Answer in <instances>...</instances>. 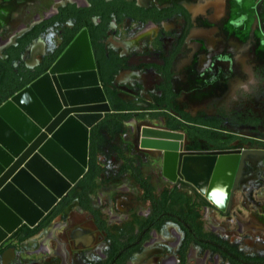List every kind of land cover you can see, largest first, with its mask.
Listing matches in <instances>:
<instances>
[{"label": "flooded vegetation", "instance_id": "af4514ba", "mask_svg": "<svg viewBox=\"0 0 264 264\" xmlns=\"http://www.w3.org/2000/svg\"><path fill=\"white\" fill-rule=\"evenodd\" d=\"M243 2L244 0H69L52 6L48 15L28 27L9 44L0 39V59H5L6 51L16 46L17 40L34 27L55 19L61 10L68 12L70 8L75 9L84 18L67 16L63 21L53 22L26 46L20 62L14 63V66L22 63L24 69L33 74L38 73L35 77L37 79L71 45L76 36L85 30L97 80L110 105L111 113L114 108L109 98L114 105H127L131 109L127 112L133 115L122 122L123 127L113 137L106 136L103 147L96 155L99 173L92 179H89L88 144L85 173L35 227L22 225L2 244L0 257L3 261L6 255L14 252L17 254L18 264H131L134 257L140 255L141 249L152 245L155 239L154 241L167 243L171 247L178 245L175 257L176 264H180L183 241L189 236L191 242L187 248L186 262L190 248L204 250L217 256L225 264H232V260L245 262L228 250L232 248L252 259L246 264H264L260 260L264 259V255L245 253L236 242L208 231L200 215L202 209H209L213 213L220 212L219 214L227 216L235 204L230 197L231 193L248 185L257 190L255 196L260 198L258 202H262L264 198L263 117L257 115L252 107L229 110L221 108L224 94L229 88L234 94L231 95L233 100L227 101V106H230V102L239 103L249 94V88H257L259 80L264 81V21L250 20L249 9L244 7ZM237 5L239 14L222 21L227 15L228 6ZM257 7L262 9L261 2L256 5V9ZM85 10L92 15H85ZM94 10L98 13L95 14ZM104 11H107V16L100 14ZM79 23L83 27L71 37ZM56 26L60 27L57 31V45L44 53L40 60L33 61L32 64L26 63L30 55L35 57L40 52L37 48L32 50L35 42ZM125 31L129 35L122 37L121 33ZM221 31L225 32H222L223 37L226 35L224 52L216 51V42L221 40L216 34ZM143 39L145 51L140 47ZM46 59L52 62L49 67L44 64ZM247 68L252 71V81L248 80ZM139 72L157 76L151 82L152 88L140 81ZM185 74L203 79L205 85L202 93L192 95L186 88L179 85L176 87L175 78ZM261 85L264 84L260 83ZM261 111L264 116V106ZM158 122L160 125H156ZM128 123L132 127L129 132H125ZM143 129L166 130L182 135L183 140L177 143L182 146L184 153L241 150L238 159L240 161L243 158L242 163L232 173L226 169L224 175V182L226 178L227 182L229 177L232 179L228 196L220 203L213 204L212 200L205 199L195 190L191 189L190 195L179 189H190L187 182H194H190L185 175L183 178L179 177L178 169L171 162L168 170L164 171V152L139 147ZM120 133L126 143L132 144L131 155L117 149L121 164L115 176L123 178L120 182L113 183L102 176L98 156L107 139L115 138ZM200 143L205 145L204 149L199 147ZM158 157L162 159L161 175L158 180H152L147 173L149 161ZM179 173L182 174V170ZM211 173L207 178L205 174L203 176V179L206 178L205 182L202 180L205 191L210 188ZM168 175L174 176V179L167 177ZM103 179L106 184L100 185ZM203 182L198 181L201 185ZM167 183H172L173 186L167 189ZM136 186L138 191H135ZM146 186L153 189L156 197L172 190L186 194L191 199V210L181 203L158 209L157 204L142 199V187ZM136 192H141V200L147 204V208L140 210L141 213L133 201L117 195L122 193L134 197ZM244 208L241 210H248L245 205ZM255 208L262 213L261 206ZM170 225L175 230L171 232L172 239L167 240L161 234ZM248 228L251 227L240 224V231ZM216 250L219 252L216 253ZM153 253H161V250L156 249ZM170 258L175 264V258ZM164 262L165 260L161 264H165Z\"/></svg>", "mask_w": 264, "mask_h": 264}, {"label": "water", "instance_id": "95a60500", "mask_svg": "<svg viewBox=\"0 0 264 264\" xmlns=\"http://www.w3.org/2000/svg\"><path fill=\"white\" fill-rule=\"evenodd\" d=\"M81 35L85 38L90 57V63L85 67V70H91L96 75L87 32L83 30L44 74L0 105V115L1 110L6 105H14L21 111L22 119L29 126H35L30 137L24 136L21 151L11 152V149L0 145V209L6 210L16 218L15 223L10 228H4L0 221V247L22 225L29 228L35 227L58 200L65 196L67 190L82 177L87 166L89 132L105 114L112 112L102 88V98L96 102L73 103L67 95L68 85L64 80L67 72L62 69V63L76 47V44H79ZM24 94H28L31 98L42 119L38 120L23 107L20 98ZM70 119L83 128L82 153L80 155L77 151L73 152L68 149L63 142L56 138V133L64 129L67 120ZM141 136L143 137L141 147L164 152V171L168 170L171 162L173 167L176 166L178 169L179 177L183 178V175H187L186 158L208 162L209 165L205 166L206 170L204 171L206 178L214 170L210 187L217 182L220 174H223L222 177L226 175V169L232 173L243 160V158L240 161L238 159L241 154L239 149L184 153L182 146L177 143V141L183 140L182 135L172 131L143 129ZM49 145H53L55 149L60 151L67 161L78 165L81 169L80 172L73 178H69L63 166L54 162L50 155L45 152ZM33 159H36V165L41 166V173L31 165ZM202 167L204 168V165ZM180 170H182V174L179 173ZM47 173L54 174L56 178H69L70 183L66 184V189L64 187L61 191H57L44 178ZM167 177L174 179L172 175ZM231 180L229 177L225 197L228 196ZM194 185L200 189L201 193L205 192V188L197 184ZM6 189H10L18 199L24 200L27 206L34 211L35 215L31 220L25 218L3 197ZM209 190L207 197L212 200ZM213 204L216 203L213 201Z\"/></svg>", "mask_w": 264, "mask_h": 264}, {"label": "rangeland", "instance_id": "374dc122", "mask_svg": "<svg viewBox=\"0 0 264 264\" xmlns=\"http://www.w3.org/2000/svg\"><path fill=\"white\" fill-rule=\"evenodd\" d=\"M66 1L69 0H0V39L6 44H9L15 39L16 36L23 33L24 30H26L28 27L36 23L44 16L48 15L52 6H58L59 4ZM260 2L262 4V9H260V7H257L258 9H256V5ZM243 5L244 7H247V9H249L250 20L264 21V0H244ZM227 9V15L222 19V21L234 18L240 12L239 5H237L236 7L228 6ZM59 29L60 27L58 26L54 27L53 29H49L44 35H42V37L38 41L35 42L36 44L33 45L32 50H35L37 48L40 52L35 57H32L30 55V57L27 58L26 63L32 64L33 61L40 60L41 56L44 53H48L55 47V45H57V31ZM222 32L224 31L216 34L217 38H221V40H218L216 42V51L218 52H224L226 35H224L225 37H223ZM128 35L129 34L127 33V31L123 32V34L121 33L122 37H126ZM140 43H143L140 47L142 48V51H145L144 39L143 42ZM29 52L31 54L32 51L30 50ZM262 61L264 62V60ZM249 68H247V71L249 70ZM247 73L248 80L252 81V71L250 72L249 70ZM138 75L140 81L142 83H145V85L149 88H152L151 82L157 79V76L154 74H140L139 72ZM262 75H264L263 72ZM260 83L264 84V81H262V79L259 80V85L257 86V88L260 86ZM175 85L177 88L178 85L181 88H186L185 90H187V92L189 91L188 93L194 95V93H202L205 82L200 77L193 75L189 76L185 74L175 78ZM257 88H249V94H246L247 96L243 98L239 103L236 104L235 102L234 104L230 102L228 103V105L230 106H227V101L229 102L233 100V96L231 95L234 94L232 90H230L231 88H229L224 94V104H221V108L229 110L241 109L245 106L252 107L253 109H255L257 115L263 117L262 119L264 122V116L262 115L261 111V107L264 106V85L260 86L261 90ZM257 95L261 96L258 97ZM156 125H160L159 122L156 123ZM131 127V123H128L126 125L125 132H129L131 130ZM141 138L143 137L141 136ZM131 147L132 144L126 143L121 133L118 134L115 138L107 139L105 147L103 148L101 154L98 156L99 163L102 167V176L104 177V179L111 180L113 183H118L122 180L123 177L115 176L118 171V167L121 164L116 151L117 149H121L124 150L126 155H131ZM139 147L142 148L141 146ZM199 147L204 149L205 145L203 143H200ZM161 160V157H158L153 158L149 161V169L147 173H149V176L152 180H158L159 175H161ZM204 163L206 167L207 165H209V163L206 161ZM213 171L210 175V182L213 180ZM222 176L223 174H220V178H222ZM104 179L103 181H100V185L106 184V180ZM187 185H189L190 189H179H183L184 191L189 192L190 195H192V189L205 197V199H209L206 196L207 188L204 193H201L200 189L193 186V184L187 182ZM172 186V183L166 184L167 189H170ZM138 190L139 189L136 186L135 191ZM256 191L257 190L253 189V187H251L250 185L246 186L245 188L238 189L235 192L233 191L230 197L233 199V203L235 204L232 206V210L227 214V216L219 214L220 212L213 213L209 209H202L200 211V215L202 218L201 221L204 223V226L208 231L216 232L218 234H221L229 241L236 242L239 248L245 253L264 255V198L262 197V202H258L260 198L256 197ZM117 195L120 197L123 196L125 199H130L131 201H133L134 204L137 205L138 212L142 208H147V204L141 200V192H136V195L134 197H132V195L130 194L122 193H118ZM244 205L248 207V210H241L242 207L244 208ZM257 206H261L263 208L262 213L256 210L257 208L255 207ZM239 207H241V209ZM240 224L243 226H249L251 228L240 231ZM174 230L175 227L170 225L163 231L161 236L167 240H170L172 239L171 232ZM154 240L152 245L146 246L141 249L142 251L140 255L134 257V261L131 264H150L151 262L152 264H161L163 260H166L170 257L175 258L176 264L177 259L175 257V252L178 245L175 247H171L167 243ZM24 246L29 247L27 244H24ZM156 249H160L161 253H153V251ZM9 255L5 256L4 261L2 260V257H0V264H18V261L16 259L17 254L11 252ZM202 262H204L205 264H225L219 258H217V256H213L204 250L190 248L187 254L186 264H203Z\"/></svg>", "mask_w": 264, "mask_h": 264}, {"label": "bare ground", "instance_id": "6f19581e", "mask_svg": "<svg viewBox=\"0 0 264 264\" xmlns=\"http://www.w3.org/2000/svg\"><path fill=\"white\" fill-rule=\"evenodd\" d=\"M79 44H76V47L73 48L71 53L64 59L62 63V69L66 70L65 82L67 83V95L73 103H86L89 101H98L102 98V92L100 84L96 78V75L91 70H85L87 65L90 63V57L85 43L84 36H80ZM21 104L23 107L34 117H37L38 120L42 119L39 114L38 108L34 106L31 98L28 94H24L20 98ZM21 111L18 107L14 105H6L1 110L0 115V145L5 146L10 151L22 150V141L24 136L30 137L34 130L35 126H29L20 115ZM4 115V117H3ZM87 120V119H86ZM85 121V118H84ZM88 121V120H87ZM66 127L61 129L56 133V138L64 143V145L72 150L73 152L77 151L80 155L82 153V138H83V128L76 123H73V120H67ZM45 152L50 155V158L62 165L66 170L68 177L73 178L76 174L80 172V167L74 163L67 161V159L53 147L49 145L45 149ZM81 160V159H80ZM186 172L187 179L190 182L205 188L204 171L205 164L204 162L192 158H186ZM31 165L34 166L35 170L41 173V166L36 165V159L31 161ZM204 165V168L202 167ZM208 166V165H207ZM55 175L47 173L44 177L48 183L57 191L64 189L66 184H69V178H56ZM225 177L219 178L217 182L210 187L209 195L212 200L216 203H220L225 198V190L227 178L224 182ZM204 182H203V181ZM198 181L203 182L202 185ZM66 189V187H65ZM3 197L23 216L29 220L35 215L34 211L30 209L24 200L18 199L10 189H6ZM0 221L4 228H10L15 223L16 218L9 214L6 210L0 209ZM154 259V258H153ZM165 264H174V260L169 258L165 260Z\"/></svg>", "mask_w": 264, "mask_h": 264}, {"label": "trees", "instance_id": "16d2710c", "mask_svg": "<svg viewBox=\"0 0 264 264\" xmlns=\"http://www.w3.org/2000/svg\"><path fill=\"white\" fill-rule=\"evenodd\" d=\"M101 5L104 6V4ZM85 12H86L85 15L87 16L92 15L87 10H85ZM94 12L95 14L98 13L95 10ZM100 14H102L103 16H107V11H104ZM67 16H72L75 17L76 19L84 18V16L80 14V12L75 11V9L70 8V11L68 12L61 10L60 15H58L55 19L43 22L38 26L34 27L30 32L26 33L23 37L17 40L16 46H13L6 51L5 53L6 58L0 59V105L6 100H8L15 93L19 92L24 87L29 85L35 79V77L38 76V73L33 74L29 70L24 69L22 67V63H20L17 67L14 66V63L20 62V56L25 50L26 46L33 39H35L37 35H39L48 26H50L53 22H55L56 20L63 21L64 19L67 18ZM82 27L83 25L79 23L78 26H76L74 31L71 33V37H73L77 33V31ZM87 27L89 26L87 25ZM51 63L52 62L47 61V59L44 61L46 67H49ZM109 101L111 102L114 108L113 113L107 114L98 126L92 127L90 130L89 179L94 178L99 173V170L96 165L97 164L96 155L103 147L106 140V136L108 135L113 137L115 133L118 132L123 127L122 122L133 116L131 113L127 112L131 110L127 105L125 104L114 105V103H112L110 98ZM217 126L218 124L216 123L215 127ZM142 186H145V184L142 183ZM142 189L144 190L142 199L149 200L152 203L157 204L158 209H163L165 206L170 207L172 205H176L177 203L178 204L181 203L182 205H184V207H187L188 210H191V199L186 194H180L177 193L176 190H172L169 192L168 191L163 192L159 197H156L154 192L152 191L153 190L152 188L146 186V187H142ZM186 218H188V215H186ZM189 219L191 220L190 216ZM190 242L191 239L189 236H187L183 241V246L180 251V264H186V253ZM228 250L231 251L239 260H243L245 262L252 260L250 258L243 256L239 251L235 249L230 248ZM215 252L218 253L219 251L216 250ZM260 260H263L264 262V259L260 258ZM245 262H236L232 260V264H246Z\"/></svg>", "mask_w": 264, "mask_h": 264}]
</instances>
